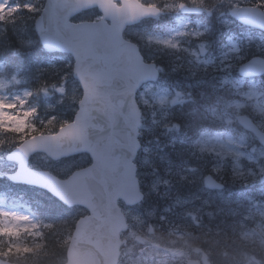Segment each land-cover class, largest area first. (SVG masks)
Returning a JSON list of instances; mask_svg holds the SVG:
<instances>
[{"label":"water","instance_id":"water-1","mask_svg":"<svg viewBox=\"0 0 264 264\" xmlns=\"http://www.w3.org/2000/svg\"><path fill=\"white\" fill-rule=\"evenodd\" d=\"M92 8L102 14L99 21L70 22ZM154 13L155 9L142 7L136 0H45L35 21L34 29L45 51L72 55L73 77L80 84L82 98L72 123L54 135L30 138L7 155L6 160L16 162L17 169L6 177L14 184L44 190L68 207L88 211L75 225L66 264H117L123 244L118 237L117 202L136 204L142 199V195L136 202L130 198L137 182L132 161L139 149L140 114L134 99L140 86L156 80L157 74L153 65L142 63L137 49L123 40L122 33L127 25ZM230 15L264 31V14L256 9H234ZM239 74L247 78L264 74V60L251 59L240 66ZM237 121L264 145V133L248 117L239 116ZM34 153H44L54 161L87 153L92 164L60 180L27 167ZM204 181L209 189L222 188L210 176Z\"/></svg>","mask_w":264,"mask_h":264},{"label":"rangeland","instance_id":"rangeland-1","mask_svg":"<svg viewBox=\"0 0 264 264\" xmlns=\"http://www.w3.org/2000/svg\"><path fill=\"white\" fill-rule=\"evenodd\" d=\"M43 1L44 0H0V29L4 19L11 21L12 15L16 14V17L21 15L22 18L16 20L17 24H13V27L19 29L25 36V34H27L26 26L29 24L33 25L34 20L42 10ZM148 1L151 2L152 0H147L146 2ZM162 1H165L164 3L168 2L163 5L164 9L167 11V13L164 14L165 19L169 20V25H175L177 22L178 25L176 28L168 29L167 27L166 29H157L153 28V26H142L148 23L144 22L136 27H130L124 33L125 37L127 36L137 41L138 39L135 37H138L142 56H144V54L146 55L144 56V58L146 57L145 61H158L160 70L162 71V76L158 83L143 86L137 94V103L142 111V131L141 127L140 131L144 143V146L138 153L137 160L138 167L144 170L153 166L150 159L155 156V153L154 149L150 147L155 145L159 146V142H156L155 138L156 135H159V124L161 123V120L159 121L158 119V113L160 112L158 110L166 111L175 101H190L189 96L185 93V87H181L182 81L185 79L180 80L178 77L171 79L169 77L168 71L164 67V61L167 57L173 58L181 55L182 62H184L186 58H189L185 62L186 67L191 65L193 68H189L190 71L195 69L201 73H192L190 76L187 75V78L208 77L204 81V83H207L206 87H211L215 92L222 90L224 92L223 94L226 93V89L235 90L234 94L240 95H237L239 96L237 100H223L220 110L216 111V108H211V113H216L213 117L222 121L223 126H225L224 129L230 128L233 131H237L236 128H233V124L235 123L234 117L243 113L244 110L248 108L254 110L256 116L260 117L259 119H261V121H258V123L264 127V90L263 87L259 86L262 83L257 80L242 81L237 77L238 75H236L237 66L235 65L237 61L243 63L252 56L264 58V35L255 30H253V33H249L247 30H241L240 28L242 27L228 15V11L233 7L252 5L256 7L260 6L259 8L263 9L264 0H188L190 5L203 6L204 8H209L210 11L212 9L215 20L211 27L212 29L204 27L200 30L194 29L192 32L187 28V24L182 25L181 17H177L175 21L174 13L177 12V3H175V1L177 0ZM206 5H209V7ZM98 18L99 15L94 10H89L79 15L74 21H92ZM19 23L21 26H18ZM139 26L142 27L138 28ZM212 32L218 35L219 38L224 39V47L222 48V46H220L219 51L215 50L216 45L214 43L207 40V36H210ZM161 33H163L164 36ZM193 38L200 39L196 42V46L193 42ZM210 38L213 37L210 36ZM239 41L243 43V49L238 47ZM26 45L31 46L32 43L29 41ZM199 47L207 50L204 56H200L198 52ZM26 64L31 68L29 74L25 73L20 75L16 73L12 76H8L10 78L5 76L4 67L0 64V176L11 173L16 168L15 163L5 160L7 151L3 148V145L6 144V137L10 135L12 138L10 133H14L11 143L16 142L14 145L16 147V145L33 135L56 132L58 127H62L72 120L76 111V106L81 97L79 87L71 76L72 60L69 55L53 54L43 57L34 50H31V53L26 58ZM176 66L178 69L182 68L180 65ZM219 72H223V74ZM171 74L177 76V72H171ZM31 75L38 76L39 78L45 77L46 81L54 79L55 82L50 84L46 83L44 88H40L39 90L33 87H29L28 89L20 87L23 85L28 86V82L34 80L29 78ZM170 84L174 90L169 89ZM240 89L241 92L239 93L238 91ZM178 92L180 95H177ZM38 99L42 100L40 109L37 108ZM5 116L19 118V121L11 122L12 128L17 130H12V128L8 127L10 122L5 120ZM53 127L56 129H53ZM148 138H150V140ZM215 138L212 139L211 142L213 141L216 143L214 144L216 148L218 147L217 144L220 145L223 150V159L226 158L230 162L235 161L238 163L239 159L242 158V152H236L237 150L232 144V141L228 142L227 146H224L226 145L225 142ZM253 142L254 139L252 137L241 133L236 147L240 149H245L247 147L252 148L251 150H253L254 154L245 155V160L256 165L258 169L264 168V150L257 148ZM249 148H247V150H249ZM89 162L90 160L86 155L52 162L45 155L36 154L29 159L28 165L30 168L47 170L58 177L66 178L72 171L82 168L89 164ZM247 175L255 178L254 173L251 171H247ZM157 183L158 179L154 178L152 184L153 189L156 188ZM226 196L228 198V195ZM245 200L249 205L254 203L251 199ZM239 201L241 200H230L232 204L236 202L241 203ZM254 206L256 208L250 207L249 210L251 211L250 213L259 217L260 221L255 227L261 231L264 237V202L260 206L257 203L254 204ZM74 211L76 215L79 216L85 214L84 210L78 208H74ZM149 215L153 217L152 213H149ZM141 216L142 213L136 210L132 230L140 231L143 227V219ZM150 216H148L149 219ZM43 226L44 224L39 227L38 223L28 219L26 212L7 210L0 206V241L5 244L8 249L13 246H18L22 249H31L29 252H20L21 255L35 253V250L39 249V244L35 241L38 234L37 229ZM234 226L235 227L232 228L233 231L237 229L243 231L249 228V226L248 228L246 227L243 221ZM6 230H11V234H8ZM29 235H32L31 239L25 242L26 237ZM132 235L134 234L131 233L130 236ZM248 235L254 238V235L250 232ZM152 247L153 249L161 250L160 255L163 259L161 263L160 261L157 262V260H154L153 263L155 264H167L163 256L174 259L180 254L172 243L171 246L166 248H157L155 244H153ZM133 248L134 247H129L125 252L130 253ZM125 252L123 251L119 264H136L133 262L132 256L130 254L126 255ZM195 255V257H198V254ZM187 257H189L187 253L180 254L178 264H182ZM228 257L229 256H226V258ZM63 262V260L59 259L57 264H63Z\"/></svg>","mask_w":264,"mask_h":264},{"label":"flooded vegetation","instance_id":"flooded-vegetation-1","mask_svg":"<svg viewBox=\"0 0 264 264\" xmlns=\"http://www.w3.org/2000/svg\"><path fill=\"white\" fill-rule=\"evenodd\" d=\"M164 132L163 129L160 130V133ZM174 137L171 136L170 139ZM178 137H176L175 141H178ZM166 136H160V150L157 152L155 156V166L149 167L145 170L147 174L146 178L149 180L152 176L150 174H157L159 177V182L156 184V188L158 186L163 185L166 183L165 179V172L169 169L171 164L177 160V156L173 155L171 148H165ZM208 143V142H207ZM204 148L203 150V157L201 155L200 148ZM209 144L199 145V154L194 152L192 154L193 157H197L200 160V163L203 162V167L197 166H183L182 168H171L168 172L172 176L179 171L182 170H189L193 173V176L189 179H185V184H187L188 189H184L185 192L178 196V201L180 203L189 206V204L195 203L196 205L203 204L204 208L201 212H194L189 211V213L184 217V221L190 220L193 221L194 225L197 223L195 222L194 218H197L201 226L196 231V233H200L201 236H193V235H181L179 233H174L167 241H163L160 238V234L157 230L156 223L162 222L163 217L154 218L149 215V213L143 212V206L146 204V200L143 201L141 208L139 206L133 207L134 211L136 209L142 213L143 219V227L141 230H132V228L128 231L126 237L124 238V246L122 248L125 252L126 249L129 247H134L130 253H126V255L130 254L133 258V262L136 264H155L153 263L154 260L161 261L163 260L160 251L158 249H153V244L156 245L157 248H166L171 246V243L174 245V248L179 251L180 254H189L182 264H186L190 260H196L199 264H203L204 262H208L209 264H215V261L212 260L210 254L207 252L208 249L215 245L212 241V233L213 229L210 225V215H207V209L211 208V205L216 204L218 201L226 200V195H228L229 189L224 183V188L221 192L218 191H209L203 185V180L206 175H209ZM169 157V160L167 159ZM193 160V158H191ZM169 162V163H167ZM167 173V174H168ZM220 173L222 175L225 174V164H223L220 168ZM158 177V176H157ZM223 181L225 179L223 178ZM221 182V181H220ZM155 188V189H156ZM188 193V196L185 193ZM241 203H234L232 205L233 212L236 213V221L237 223L244 222L246 227L249 228L246 230H231L230 238L228 241L222 242L223 250L219 254V262L220 264H264V237L260 230L256 229L255 225L260 221L257 215L249 214L251 211L249 210L250 207L256 208L253 203L251 205L247 204L246 200L239 201ZM206 206V207H205ZM222 205L220 204V214L217 218L226 219V208L223 207V212H221ZM216 214V212H215ZM150 216V219L148 218ZM214 217V216H213ZM215 218V217H214ZM215 218V219H217ZM214 219V220H215ZM253 220V221H251ZM198 225V224H197ZM155 226V228H154ZM249 232L254 235V238L251 237ZM132 234V236H130ZM219 235L221 236L222 233L219 231ZM154 236V237H152ZM254 239V240H252ZM259 239V241H258ZM221 245V246H222ZM179 254V255H180ZM198 257H195L196 255ZM179 255L176 258H168L165 257V262L167 264H178ZM226 256H229L226 258Z\"/></svg>","mask_w":264,"mask_h":264},{"label":"trees","instance_id":"trees-1","mask_svg":"<svg viewBox=\"0 0 264 264\" xmlns=\"http://www.w3.org/2000/svg\"><path fill=\"white\" fill-rule=\"evenodd\" d=\"M20 18H22L21 15L16 17L15 14L12 15L11 21L4 19L1 23L0 63L4 66V69L9 75L16 72L20 73L21 75L25 73L29 74L30 68L26 64V58L31 53V50H34L39 54L43 53L37 42V37L32 24L26 26L27 34H25V36L20 32L19 29L13 27V24L16 23V20ZM18 26H21V24L19 23ZM29 41L32 43L31 46L26 45V43ZM219 43L220 42H217V44ZM237 64H239V62ZM29 78L34 79L31 80L32 82H30V84L37 90L44 88L46 83L50 84L55 82L54 79L46 81L45 77L39 78L38 76L34 75H31ZM259 82L262 83L261 87L263 86L264 90V79L260 80ZM200 88L205 89L204 86ZM241 89L238 91L239 93L241 92ZM223 93L224 92L222 90L215 92L211 87H208V92L206 94L196 95L195 100H198V103H204L205 105L210 106V108H214L216 106V109L218 110L221 107V102H223V100L228 101L236 98L238 99L240 96L239 94H234L235 90L233 91L226 89V93ZM37 108L40 109L39 105ZM247 114L252 116V118L256 117L254 111H250ZM205 117H208V115H201L199 113L198 107L193 106L191 103H187L186 111L179 119V133L181 135L183 133L190 134L191 129L195 127V125L196 127L200 125L199 122L197 123V119H204ZM209 118H213V113H210ZM202 125L203 123H201L200 127H202ZM211 128L214 129V132L219 133L218 127L214 128L211 126ZM53 129L56 128L53 127ZM10 134L12 135V138L10 135L6 137V144H4L6 146L3 147L7 152L14 149V145L16 143H11V141H13L14 133ZM179 143L182 145V147L175 148L174 151L182 153L187 150V147L184 145L185 143ZM211 162L212 163L210 166L212 169L215 162L217 161H214L213 157H211ZM228 164L232 168L234 167L229 162ZM229 165H226L227 173L225 175V183L230 189L241 192L243 191L241 187L247 185L248 182L243 174L231 170ZM213 173L214 177L221 181L223 180V175L220 173L219 169ZM0 196L4 197L6 204L19 208H28L31 211V214L51 224V226H46L40 230L41 245L38 250H35V253H27L23 255L20 253L12 255L0 254V257L18 264H57L59 259L63 260L68 239L78 216L76 215L74 209H68L64 207L57 200L46 193L38 192L35 189L27 187L12 186L4 178H0ZM7 250L8 248H6V245L0 241V253H4Z\"/></svg>","mask_w":264,"mask_h":264},{"label":"bare ground","instance_id":"bare-ground-1","mask_svg":"<svg viewBox=\"0 0 264 264\" xmlns=\"http://www.w3.org/2000/svg\"><path fill=\"white\" fill-rule=\"evenodd\" d=\"M196 78H188L187 82L191 87L194 88ZM205 89L196 87V92L198 95L206 94L208 92V87L204 86ZM196 120V119H195ZM209 118L205 117L202 120L197 119V123L203 121H208ZM195 128L197 131L201 129V127L198 125ZM194 152L199 154V144L196 142L195 145H190L185 156L182 158H178L171 164L169 169L164 173L166 183L163 185L158 186V188L153 189L152 184L154 181V178H159L161 176L158 175V177H151L149 180L146 178L145 170L141 167H138V160L136 153L133 161H132V171L133 176L137 180V182L134 184L133 188L130 192V198L133 202H136L139 198V195H143L146 200V204L143 206V212L149 213L153 212L154 217L160 219L163 217L162 222H157V230L160 234V238L163 241H167L172 234L179 233L181 235H193V236H201L200 233H196L198 229L201 226L200 221L197 218L195 219V222L198 224L194 225L193 221L185 220L184 217L189 213V211L194 212H201L203 211L204 205L199 204L196 205L195 203L189 204V206H186L183 203H180L178 201V196L183 194L185 192L184 189H188L187 184H185L186 178H191L193 176V173L189 170H182L174 174L173 176L168 173L171 168H182L185 165L189 166H197V167H203V162L200 163V160L196 157H193L192 154H195ZM193 158V160L191 159ZM209 163V171L208 173L213 175V172H216L218 169V163L215 162L213 168L211 169V164ZM135 167V168H134ZM168 173V174H167ZM146 175V176H145ZM159 182V179H158ZM186 196H188V193H185ZM220 204L222 205L221 212H223V207L226 208V219L223 218H217L220 214ZM140 205V206H139ZM142 201H138L136 204H126L124 202L117 203V211L119 213V220L120 223L117 224V227L119 228V240L123 239L122 247L124 246V238L126 237L128 231L133 228L134 225V217H135V211L133 207L139 206L141 208ZM206 207V206H205ZM137 210V209H136ZM216 212V214H215ZM233 214V215H232ZM207 215H210V225L213 229L212 233V241L215 245L211 246L208 249V253L210 254L212 260L215 261V264H220L219 262V254L223 250V239L224 242L228 241L230 238L229 231L234 228L235 224H237L236 215L233 212L232 209V203L230 202L229 197H226V200L224 201H218L216 204H212L211 208L207 209ZM217 218V219H215ZM160 217V218H159ZM215 219V220H214ZM219 231H221V236L219 235ZM222 245V246H221Z\"/></svg>","mask_w":264,"mask_h":264},{"label":"snow or ice","instance_id":"snow-or-ice-1","mask_svg":"<svg viewBox=\"0 0 264 264\" xmlns=\"http://www.w3.org/2000/svg\"><path fill=\"white\" fill-rule=\"evenodd\" d=\"M9 107H11V106H9ZM5 120L10 122L8 127L12 128V123L11 122L19 121V118L18 117L5 116ZM12 130H17V129L12 128ZM6 232H8V234H11V230H6ZM29 251H31V249H28V248H23L22 249V248H20L18 246H13V247L9 248L6 252L0 253V254H2V255H12V254L20 253V252H29Z\"/></svg>","mask_w":264,"mask_h":264}]
</instances>
